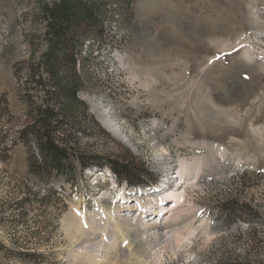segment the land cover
Listing matches in <instances>:
<instances>
[{"label":"rangeland","instance_id":"374dc122","mask_svg":"<svg viewBox=\"0 0 264 264\" xmlns=\"http://www.w3.org/2000/svg\"><path fill=\"white\" fill-rule=\"evenodd\" d=\"M58 1L0 0V96L13 114L5 125L10 157L0 161V264H71L79 223L88 216L96 218L93 224L101 221L98 203L118 208L128 199L119 192L125 181L113 188L115 179L105 171L95 178L77 175L72 184L38 180L29 170L30 151L18 139L25 106L13 64L28 56L30 40L36 56L46 49L38 37L42 11ZM111 5L117 10L109 20L104 61L81 92L94 97L127 138L107 131L88 105L111 138L85 136L81 145L148 171L140 185L125 188L138 197L125 200L132 214L152 204L145 191L160 184L171 162L170 176L181 173L182 161L193 172L180 182L172 178L185 193L177 204L173 190L162 188L157 192L168 196L165 205L153 203L145 219L138 214L147 223L163 222L180 210L177 225L165 226L149 248L147 264H264V0ZM205 141L215 146L217 161L203 163ZM226 200L256 211L253 232L244 221L220 214ZM159 210H166L162 217ZM173 232L189 238L176 245Z\"/></svg>","mask_w":264,"mask_h":264},{"label":"trees","instance_id":"16d2710c","mask_svg":"<svg viewBox=\"0 0 264 264\" xmlns=\"http://www.w3.org/2000/svg\"><path fill=\"white\" fill-rule=\"evenodd\" d=\"M116 0H60L42 11L44 22L38 37L46 49L36 56L38 47L29 42L27 57L13 64V76L21 87L25 106L18 139L30 151L29 170L44 183L60 180L76 182L87 169L112 174L119 184L140 185L149 173L132 167V161L105 151L82 147L85 136L111 138L89 112L88 104L78 97L95 70L103 63L102 49L107 46L109 20L114 17ZM125 3L126 0H121ZM24 73V77H23ZM13 114L4 95L0 96V161H6L9 147L6 124ZM220 214L227 220H242L252 230L250 205L220 203ZM256 213V211H254ZM257 214V213H256ZM252 234V233H251Z\"/></svg>","mask_w":264,"mask_h":264},{"label":"bare ground","instance_id":"6f19581e","mask_svg":"<svg viewBox=\"0 0 264 264\" xmlns=\"http://www.w3.org/2000/svg\"><path fill=\"white\" fill-rule=\"evenodd\" d=\"M96 108L97 107H95L94 110ZM96 116L103 123V125L115 135V137L118 136L119 138L126 141L127 135L122 132L120 125L114 121L113 118L109 117L108 113L106 114V111H103L102 109L100 114L97 113ZM201 146L207 147L208 150L206 158L202 159L203 163L208 158L217 161L214 145L205 141L200 143V147ZM181 163V173H178L177 171V175L170 176V178H176V180L179 182L180 179L183 178L182 174L189 175V173L192 172V167L189 168L186 165L183 166ZM174 174H176V172ZM185 180L188 179L186 178ZM181 184L182 183H179L176 188L173 189V205L177 204L181 199H183L185 195L184 191L181 189ZM137 198L138 197H135L134 199ZM119 203L120 204L118 208L114 206L103 209L101 208V204L98 203L100 206L98 208L100 209L99 218L101 221L93 224L96 218L93 219L92 216H88L83 222L79 223L83 227H78V230L75 229L79 233L78 235L74 234L71 239L75 242L78 241V245L81 246L77 245L72 250L71 264H147L149 256L148 250L152 247V245H155L157 241H159V238L163 236L162 230L164 227H173L174 224L177 225V219L179 216L178 211L180 210L173 212L171 215H169V218L165 219L163 222H161V218H153V220H150L147 223L145 220H141L139 217H137L139 213H143V219L147 217L148 214H146L144 207L141 206L136 213L132 214L134 211L131 212L132 209L128 208L127 205H124L125 200ZM140 205V203L137 204V207ZM170 222H174V224L171 225L172 223ZM167 232L169 231L167 230L164 233ZM99 234H102V236L104 234L107 235L108 239L106 240L99 237ZM173 234L176 245H179L183 238H189V233L186 236L181 234L176 235L175 232H173ZM142 235H144V238ZM83 243L86 244L83 245Z\"/></svg>","mask_w":264,"mask_h":264},{"label":"water","instance_id":"95a60500","mask_svg":"<svg viewBox=\"0 0 264 264\" xmlns=\"http://www.w3.org/2000/svg\"><path fill=\"white\" fill-rule=\"evenodd\" d=\"M78 97L85 102L86 104L89 105V109L91 111V113H93L96 117V119H98V121L101 123V125L107 130L109 131L104 125L103 123L99 120V118H97L96 114H100V111H105V109L101 106L100 103H98L97 101L94 100V97L88 96L87 94H82L81 91L78 92ZM86 97V98H85ZM97 107L95 110L94 108ZM110 132V131H109ZM111 133V132H110ZM113 134V133H112ZM114 135V134H113Z\"/></svg>","mask_w":264,"mask_h":264}]
</instances>
